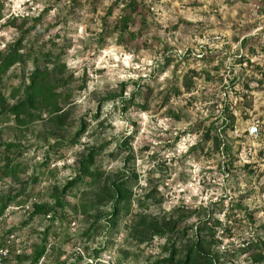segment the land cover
<instances>
[{"label": "rangeland", "instance_id": "rangeland-1", "mask_svg": "<svg viewBox=\"0 0 264 264\" xmlns=\"http://www.w3.org/2000/svg\"><path fill=\"white\" fill-rule=\"evenodd\" d=\"M125 2L0 0V51L28 32L26 48L52 52L65 65L68 85L60 92L71 94L64 131L44 113L25 126L0 116L1 142L16 146L0 151V165L7 156L23 170L17 182H0V198L18 195L0 216L5 264H31L41 245L35 264H155L168 256L166 239L138 245L129 237L141 212L181 214L185 237L176 247L195 232L210 240L196 224L218 221L216 264H264V0H137L121 35L116 23L129 13ZM14 17L30 21L11 28L6 21ZM22 81L16 66L1 83L8 104ZM122 84V97L110 100ZM252 124L257 138L247 134ZM92 148L106 177L124 169L137 176L128 213L112 227L111 205L96 209V185L85 179L62 196L63 208L31 217L32 204L52 206L54 189L62 190ZM152 189L159 203L139 208Z\"/></svg>", "mask_w": 264, "mask_h": 264}, {"label": "trees", "instance_id": "trees-1", "mask_svg": "<svg viewBox=\"0 0 264 264\" xmlns=\"http://www.w3.org/2000/svg\"><path fill=\"white\" fill-rule=\"evenodd\" d=\"M125 2L124 11L129 13L120 17L116 23L117 31L121 35L126 33L129 29L130 23L133 22L131 14L136 13L139 8L137 0H127ZM3 6L0 4V20L3 19ZM32 20V19H31ZM21 22L17 25V22ZM30 21V18L14 17L8 19L6 24L11 28H19L25 26ZM38 21L37 19L32 20ZM28 32H22V35L12 44H9L0 51V86L6 75L14 67H18L19 72L23 75L21 88L13 89L11 94L12 99L16 102L12 105L6 102L5 96L0 92V116L8 115L14 119L19 126L37 121L41 114H46L49 117V122L52 123L58 130L64 131L65 125L68 122L69 113L65 109L68 106V100L71 97L70 92L63 94L60 91L68 85V80L65 77L66 68L60 62L58 56L54 57L52 52H33V49L26 48L23 45L25 35ZM130 39H135L134 34H128ZM31 62V72L26 76L25 72ZM28 78V83H25V78ZM126 84L121 85L119 96H112L109 99L115 100L117 97H122ZM187 88V87H186ZM20 92L15 96L16 92ZM63 102L61 104L60 102ZM226 118H223L225 126L231 127L234 122V117L225 109ZM97 119V116H95ZM85 127L81 125V132L76 134L81 135L85 131ZM206 139H209V134H206ZM218 140V138H216ZM216 140V141H217ZM77 140L71 142L75 144ZM127 139L122 142L127 145ZM13 144L3 143L0 140V151H10ZM98 149L92 148L81 154L76 162L75 175L69 179L61 191L54 189L52 199V206L48 204H32L31 217L37 215L50 216L57 208L64 207V200L62 198L66 191L78 185L80 181L85 179L93 186L96 185V201L94 206L96 209L111 205V211L106 216L107 222L115 227L122 216L128 213V209L132 203V187L131 184L136 182V175L133 173L131 178L126 170H121L118 176H110L104 174L100 167H95ZM130 160L129 156L125 157V163ZM23 172L18 164H14L13 160L5 156L3 163L0 165V182L4 179L10 178L12 181H18V174ZM36 180H34L35 182ZM155 190L148 191L144 196L142 202H138V207L146 209L148 203L156 202ZM18 195L10 198H0V216L3 215L7 206L17 199ZM180 215V216H179ZM170 217H151L145 212L135 215L130 228L128 229L129 237L132 238L138 245L150 243L154 238H165L166 244L164 249L168 256L155 264H216L215 258L212 256L211 248L217 243L214 239V230L221 224L218 221L209 227V220L200 221L196 224V230L200 232L208 231L206 240L205 237L200 236L199 232H195V237L192 240L183 242V245L176 247V240L180 237H185V232L179 233V225L184 220L181 214L177 216L169 215ZM102 217L100 212L96 213V221ZM45 246L41 245L34 251V258L31 264L37 263L44 255Z\"/></svg>", "mask_w": 264, "mask_h": 264}, {"label": "built area", "instance_id": "built-area-1", "mask_svg": "<svg viewBox=\"0 0 264 264\" xmlns=\"http://www.w3.org/2000/svg\"><path fill=\"white\" fill-rule=\"evenodd\" d=\"M253 129H255V131H253ZM247 134L252 138H257L259 136V126L256 124H252L251 126L248 127ZM9 208L10 207H8V209ZM26 209H28V208H26ZM3 245L0 247V264H5V261L8 257V253H9L8 250L6 248H4Z\"/></svg>", "mask_w": 264, "mask_h": 264}, {"label": "clouds", "instance_id": "clouds-1", "mask_svg": "<svg viewBox=\"0 0 264 264\" xmlns=\"http://www.w3.org/2000/svg\"><path fill=\"white\" fill-rule=\"evenodd\" d=\"M3 21H0V23H2ZM165 75H167V73H165ZM253 131H255V129H253Z\"/></svg>", "mask_w": 264, "mask_h": 264}]
</instances>
